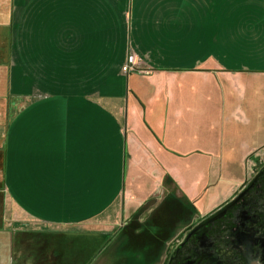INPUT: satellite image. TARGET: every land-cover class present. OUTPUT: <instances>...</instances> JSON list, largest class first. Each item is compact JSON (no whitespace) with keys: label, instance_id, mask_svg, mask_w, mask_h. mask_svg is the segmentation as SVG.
<instances>
[{"label":"crops","instance_id":"1","mask_svg":"<svg viewBox=\"0 0 264 264\" xmlns=\"http://www.w3.org/2000/svg\"><path fill=\"white\" fill-rule=\"evenodd\" d=\"M27 2L12 51L31 89L11 95L7 79L0 98V264H90L110 234L125 235L120 253L151 245L152 259L131 254L159 264L168 240L131 212L224 138L263 140L264 81L249 78L264 74V0ZM129 54L139 73L121 70Z\"/></svg>","mask_w":264,"mask_h":264},{"label":"rangeland","instance_id":"2","mask_svg":"<svg viewBox=\"0 0 264 264\" xmlns=\"http://www.w3.org/2000/svg\"><path fill=\"white\" fill-rule=\"evenodd\" d=\"M9 1L10 0H8L6 7L0 9V61H2V63H0V98L7 95V79H9L10 82L9 89L11 95H24V93H29L32 84V77H30L33 73L32 63L39 66V60L44 61L42 58H37L35 61L31 60V65L29 67L25 66V69L32 73L30 75L27 74L28 72H25L26 76L24 77V80H22L20 68L15 65L17 58L14 51H12V49L15 48L14 44L16 35L15 11L17 8L16 4L17 6L26 5V3L29 2H27V0H12L11 6L8 8ZM30 2H32V0H30ZM39 30L45 32L44 26H40ZM6 57L7 61L13 64L9 69V72L11 71V77L10 75L8 76L4 65L9 62H3ZM137 66L138 67L132 72H140L141 69L139 64H137ZM50 67L53 68L51 63ZM122 67L123 65L121 66V70ZM56 74L57 76H64V73L62 72H57ZM262 76L263 77L254 75L249 79L252 81H264V74ZM221 123L223 124V122ZM250 123L251 122H248L249 126ZM225 127L229 126L225 125ZM215 130H220V128L217 127L214 131ZM214 131L212 130V133H214ZM216 138L220 139L217 136ZM249 138H251V136H249ZM254 138H256L257 141H251L247 138L241 137V146H237V141L233 142V140H231L233 137L230 140L229 138H224L223 141H225V144H220L221 146L218 148V152L203 153V155L199 157L201 158L199 161L198 157L190 158L189 161H191L190 163L193 165V169H191L192 172L191 170H184L182 175H179V184L173 176L166 172L160 187L163 189L167 187V191L165 192L163 190L162 192L161 190V192L159 191V193H155V190H157L155 187L150 192L152 196L153 194H156V196L160 195V197H162V202L159 205L157 204V206L155 205L156 203L150 200L152 198L150 197L142 203L144 207L139 206L134 212H131L129 218H132L135 213L141 217L143 215L145 217V215L148 214L147 222L149 224L144 223L146 220H143L144 218L136 219L134 220V223L130 221L128 223H131L135 227L145 228L143 230L147 231L152 236L157 237L155 238L157 240L164 236V240H168L169 243L162 255L166 256L163 260H160L159 264H176V262H178V257L180 259L183 254L187 253L186 251L182 253L181 251L183 250L179 249V256H177L176 248L178 245L180 247L181 243L187 241L188 237L194 234H189L193 228L231 203L257 177L258 178L251 189L237 200L226 211L223 217L208 224L205 227L206 230H204L205 233H208L211 236V240L215 242V250L220 252L221 256L226 257L235 255V247L238 245L243 246L236 239L235 226L248 224V226L252 228L254 234L259 235L264 239V137L262 141H260V136ZM237 140H239V138H237ZM245 141H247V144H245ZM241 148H243V150H241ZM220 150H224V152ZM182 162L179 163V166L181 167ZM145 171L148 173L147 175H151L150 169H145ZM182 176H184V180ZM139 187L141 189L144 188L143 185H140ZM170 194H175L176 198L170 196ZM174 198V201L170 200ZM164 199L167 200L166 203H164ZM165 219L167 221H165ZM154 221H158L157 225L162 229L160 233H152L154 231V225L151 223H154ZM119 229H121L120 226ZM257 229L258 232L256 231ZM204 230L202 231L204 232ZM109 236L110 237L103 248H94L92 250L89 246L87 251L88 257L90 255L91 260L94 258L90 264H104L106 259H109L106 261L107 264H124L125 261L124 263L123 261H117L121 257L129 259L127 264H141L140 262H136L137 259L133 258L134 255L131 254L132 252L135 253V250L131 252L127 249L126 252L123 250H121L122 253H120V251L117 252L118 250L116 248L118 247V244L124 243L125 241L124 234L119 236H117V234H110ZM72 250V254L74 255L77 252L79 258V249H77L76 241L73 242ZM115 253H117V255L113 256ZM153 254L154 252L151 251V259L153 258ZM97 255L99 260L96 262L95 257H97ZM146 255L149 254L146 253ZM241 264H245L244 261Z\"/></svg>","mask_w":264,"mask_h":264},{"label":"flooded vegetation","instance_id":"3","mask_svg":"<svg viewBox=\"0 0 264 264\" xmlns=\"http://www.w3.org/2000/svg\"><path fill=\"white\" fill-rule=\"evenodd\" d=\"M252 231L248 224L235 226L236 239L243 246L235 247V255L229 257L221 256L215 250V242L208 233L190 235L187 241L176 248L177 256L180 250H183L182 253L187 252L180 259L178 257L176 264H241L243 261L245 264H264V239Z\"/></svg>","mask_w":264,"mask_h":264},{"label":"water","instance_id":"4","mask_svg":"<svg viewBox=\"0 0 264 264\" xmlns=\"http://www.w3.org/2000/svg\"><path fill=\"white\" fill-rule=\"evenodd\" d=\"M258 178V177H257ZM256 178V179H257ZM256 179H254L231 203H229L227 206H225L224 208H222L221 210H219L218 212L214 213L213 215L209 216L208 218H206L204 221H202L201 223H199L198 225H196L193 230L191 231V233L189 234H197L200 233L202 230L205 229V227L210 224L211 222L221 218L224 216V214L226 213V211L237 201L239 200L247 191H249L251 189V187L255 184ZM206 230V229H205ZM205 230L204 232L202 231V235H205Z\"/></svg>","mask_w":264,"mask_h":264},{"label":"built area","instance_id":"5","mask_svg":"<svg viewBox=\"0 0 264 264\" xmlns=\"http://www.w3.org/2000/svg\"><path fill=\"white\" fill-rule=\"evenodd\" d=\"M137 67V60L135 56L133 54H129L127 56L126 62L123 64L122 71L128 73L135 70Z\"/></svg>","mask_w":264,"mask_h":264},{"label":"trees","instance_id":"6","mask_svg":"<svg viewBox=\"0 0 264 264\" xmlns=\"http://www.w3.org/2000/svg\"><path fill=\"white\" fill-rule=\"evenodd\" d=\"M162 239L164 240V239H165V236H164ZM162 239H161V241H162ZM150 241H151V240H150ZM162 243H163V242H162ZM147 250H148L149 252L154 251V250H152V247H151V245H150V248H148V247H144V251H143V248H141V249L135 250L134 252L138 251V253H139L140 255H144V254L147 253ZM149 255H150V254H149ZM123 263H124V260H123ZM125 263L127 264V261H126ZM125 263H124V264H125ZM141 264H147V262L144 261V262H142Z\"/></svg>","mask_w":264,"mask_h":264}]
</instances>
